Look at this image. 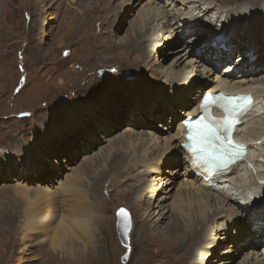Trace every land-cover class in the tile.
<instances>
[{"label": "rangeland", "instance_id": "obj_1", "mask_svg": "<svg viewBox=\"0 0 264 264\" xmlns=\"http://www.w3.org/2000/svg\"><path fill=\"white\" fill-rule=\"evenodd\" d=\"M209 1L213 3L209 9L203 2L191 4L188 8L192 7L194 14H204L202 18L205 20L201 18L204 26L214 32L224 25L226 11L230 8L241 5L239 7H250V12H264V0ZM125 3H129V6L122 10ZM148 3L149 0H0V169L4 168L6 173L9 169L12 175L5 176L6 179L0 176V264H46L54 258L51 257L52 254L63 257L65 260H59L62 264H135L139 255H144L149 264H179L180 259L186 263L189 258L187 254L183 255L184 248L180 246V242L174 244V247L171 245L167 250L161 248L159 235L163 232L161 226L166 221L161 223L159 219L161 225H158V216L155 213L157 206L162 207L163 211L169 210L177 190V187L173 188L183 180L174 175L176 183L172 185L170 181L166 184L172 176L165 173L167 168L173 172L180 169L184 171V160L178 162L176 167L161 166L158 173L146 179L148 181L141 180L136 175L132 179V172L128 167V164L133 165L132 163L139 161L144 150L140 144L135 146L139 141L138 134L145 137L151 131L157 132L160 137H166L169 133L163 131L162 126L171 121L170 127L173 131L185 116L178 114L179 119H175L176 113L174 117L170 116L171 112L166 108L167 100L172 95L170 86L158 87L163 82L159 64L169 68L180 55L171 54V50L167 51L165 41L161 42L160 51L155 50L149 54L152 48H149L151 42L148 35L159 37L163 29H169L164 24L160 25L157 20L152 30L148 31V25L147 31H144L145 40L137 42L138 34L141 33L139 20L148 9ZM158 3L163 5L162 2ZM166 6L170 4L167 3ZM176 6L177 9H173L177 13L175 18L188 11L185 9L187 5ZM230 19L233 23V18ZM115 20L117 24L113 25ZM182 24L186 26L184 22ZM209 31L203 32L210 33ZM192 35L201 40L205 39L202 32ZM111 45L113 49L107 50L112 48ZM234 52L239 57L241 47ZM202 60L198 57L199 62ZM222 65L220 66L223 69L217 66L219 72L225 69V65ZM183 67L184 65L179 69ZM259 77H264V74L258 73ZM128 86L132 90L133 86H138L142 93H162L165 102L160 101L156 102L157 106L153 105L156 108L153 112L159 120L154 117L146 118L147 125H133L137 120L127 116L130 100L123 93ZM196 90L192 95L190 93L191 97L197 95ZM88 108L86 112L85 109ZM158 108L160 110L155 112ZM178 108L173 109L177 113L184 111ZM71 109L80 111L79 118L82 123H75V120L67 123L65 117L69 119L74 114ZM142 110L148 111L145 108ZM125 118L130 121H125ZM46 125L52 126L54 130L47 131ZM60 126L64 127L61 133ZM119 141L122 143L119 144ZM32 146L40 153L37 149L31 150ZM105 153L108 155L106 159H97ZM23 161L30 164L31 161L32 164L37 161L41 170L34 174L36 170L33 165L21 164ZM24 166L32 168L31 172L21 174ZM18 168H21V173L14 174L19 172ZM109 169L114 170L113 173L106 174L111 171ZM123 170L124 176L129 175L126 179L128 186L133 185V188H128L124 183L120 184L115 189L121 195L129 192L126 199H121L115 189L110 192L109 199L105 188L113 184L112 177L122 176ZM79 176L83 179L80 180V186L93 193V201L97 203L101 217L95 218L96 225L102 226L106 220L111 219L112 228L109 235L102 240L105 248H97L99 252L91 248L96 246V234L102 237L96 225L94 246L87 243L89 247H85L86 243H79L80 240L76 242L72 235H65L69 239L66 244H58L63 245L62 247H58L56 242L45 241L41 234L34 236L33 232H28L24 235L22 227L29 216V213L24 215L28 206L23 197L25 191L30 194L38 188L55 191L65 180ZM159 177H163L162 182H158ZM155 179L160 191L155 197L154 206L137 204L134 198L136 189ZM90 185L95 186L90 188ZM170 189H173L170 194L172 197L165 201L164 192H170ZM58 195L60 198L64 197L61 191ZM129 196L134 198L135 202L132 203L136 205L130 204ZM121 207L129 211L132 219L131 252L127 263L122 262V256L127 249L121 244L116 227V212ZM146 211L148 217H144ZM170 215L171 213L167 217ZM155 221L158 228L151 229L150 225ZM141 227L144 228L143 231L140 230ZM147 241L154 242L148 245ZM263 246L264 243L257 250L248 249L240 254L237 252L232 264L242 263L250 251H261ZM234 248H226L225 251L234 252ZM143 249L148 256L144 252L136 253ZM210 250L214 251L215 247ZM110 254H117V257L108 258ZM215 258L217 257L211 256L208 264H213ZM233 258L232 255L229 256V259Z\"/></svg>", "mask_w": 264, "mask_h": 264}, {"label": "bare ground", "instance_id": "obj_2", "mask_svg": "<svg viewBox=\"0 0 264 264\" xmlns=\"http://www.w3.org/2000/svg\"><path fill=\"white\" fill-rule=\"evenodd\" d=\"M101 1L106 2L107 0ZM158 2H162L163 5ZM201 2L207 8H211L213 5L209 0H167V2L165 0H149L148 9L141 15L139 20L141 33L138 34L139 39H137V42L144 39L143 34L146 33L144 31H147L148 25L150 26L148 31H150L153 29L152 26L157 20L160 22V25L164 24V27L169 29H167L168 31H164L163 29V33L159 37L154 34H149L147 38L151 42L149 48H152L150 50L148 49L149 54H152L155 50L160 51L161 42L165 41V44L168 46L167 51L171 50V54L180 55L169 68L159 64L161 68L160 73L163 74V82L158 87L164 88L170 86L172 95L167 100L168 107L166 108L171 112L170 116L175 115V113L177 114L175 119H179L178 114H183L185 116L180 120L183 121L185 117L199 112L201 99L207 92H218L221 90L225 94L252 93L255 95L258 105L254 106V111L250 114L249 119L243 122L237 134L244 144H249L250 155L248 157V163L245 166L237 165L224 178L204 179L207 174H202L200 170L190 164L191 158L189 150L187 152L186 149L181 147V144L186 141L184 137V133H186L185 127L179 121L178 128L171 131L170 121L165 126H162L163 131L165 130L169 133L166 137H160V134L157 132L152 133L151 131L145 137L142 134H138L139 141L135 146L140 144L142 146L140 147L144 150L141 156L139 155V161L132 163L133 165L128 164V167L132 172V179L136 175L141 180H146L158 173L161 166L173 165L176 167V164L183 159L184 166L186 167L184 171L180 169L173 172L167 168L165 172L172 175L166 184L170 181H172V185L176 183L174 181V175L177 179L183 178L177 186H174L173 189L177 187V190L173 197L172 195L170 196L173 189H170V192H164L166 197L165 201L171 199V197L173 199L169 210L163 211L162 207H158L157 205L155 207V213L158 216L157 221L159 222V219H161V223L166 221L165 225L161 226L163 232L159 235L162 245L161 248L167 250L171 245L174 247V244L180 242V246L184 248L183 255L187 254L186 256L189 258L186 260V263H183L180 259L179 264H208V259L211 256L217 257L213 260V264H232L237 252L240 254L248 249L257 250V247H261V244L264 243V77L258 78V73L264 74V12H250V7H239L241 5L228 9L225 15L226 20L221 30L224 32L233 50H218L213 43H206L199 46L201 39L192 36V34L199 35L204 30H211L209 31L210 35L216 33L211 28L206 29V25L204 26L203 21L205 19L202 18L204 14H194V11L191 9L192 7L188 8L191 4L197 5ZM167 3L170 6H166ZM177 4L187 5L185 9L188 11L181 13L179 16L180 19L179 17L175 18L177 17V13L173 11V9H177ZM128 6L129 3H125L122 6V10H126ZM230 18H233V23L230 22ZM180 22H184L186 26L181 25ZM114 24H117L116 20L115 22L113 21ZM155 30L157 29L155 28ZM186 33L188 38L183 41L181 37L185 36ZM191 38L192 40H190ZM188 39L190 40L189 42H187ZM202 40L204 39L202 38ZM238 47H241V52L238 53L240 54L239 57L234 52ZM110 49H113V47L107 50ZM145 55L147 56V54ZM198 57L203 60L199 62ZM142 59L143 61L145 60L143 57ZM225 62L227 63L224 66V71L219 72L217 66ZM182 65L184 67L179 69ZM128 87L125 88L123 93H125V97L128 95L126 99L130 100L126 112L127 116L137 120V122H133V125H147L146 120L152 117L159 120L153 112V109H156L153 105L157 106L158 104L156 102H165L162 93L160 94V91L142 93L138 86H133V90L131 86ZM195 89H197L195 91L197 95L191 97L190 93L192 92V95ZM175 107H179L178 109L182 108L184 111L177 113L173 109ZM142 108L148 111L143 112ZM71 110L74 111V114L69 119L65 117L67 123H73L74 120L76 121L75 123H82V119L79 118L80 111ZM88 110L89 108L85 109L86 112ZM159 110L160 108L155 112ZM125 121L130 120L125 118ZM46 128L47 131L54 130L50 125H46ZM60 128L61 133L64 127L60 126ZM132 134L136 135L135 133ZM121 143L119 141V144ZM36 149L32 146L31 150ZM38 152L40 153L39 150ZM107 156L105 153L97 157V159L103 160ZM22 163H25V165L30 164L25 161ZM32 163L31 161L30 165H33L32 167L35 168V174L41 170V167L37 161H34L35 164ZM3 169H0L1 177L6 179L5 176H12L9 173V169L7 173ZM18 169L19 172H15L14 174L21 173V168ZM30 169L32 168L24 166L21 174L31 172ZM125 170H123L122 176L112 177L114 178L113 184H109L105 188L108 191L105 194L109 196V199L110 192L114 191L115 188L117 189L120 184L124 183L128 188H133V185L128 186L127 184L128 181L126 179L129 175L124 176ZM113 171L111 170L106 174H111ZM159 178L158 182H162L163 177ZM80 180H83L80 176L71 177L65 180L60 185V188L55 191L48 188H38L33 194L25 191L23 197L28 202V206L24 215L29 213V216L28 221L22 227V233L27 235L28 232H33L32 234L34 236L41 234V237H45V241L56 242L55 244L58 247L63 246H59V243L66 244L69 239H66L65 235L74 236L76 242L80 240L79 243H88L94 246L97 226L99 229L98 232H100L102 237L96 234V246L91 248H94L98 252L99 250H96L97 248L104 249L102 240L104 239L103 237L109 235L110 229L112 228L111 219L106 220L102 226L96 225L95 218L101 217L97 209V203L93 201V193L91 194L83 186H80ZM158 182L156 184L155 179V181L144 183L136 189L134 198L137 204L142 205L145 203V206H149L150 204V207L152 205L154 206L155 197H157L156 195L160 191ZM95 185H90V188H94ZM116 189L115 191L121 196V199H126L129 192L121 195ZM59 191L64 194V197H59ZM133 193L134 191L131 194ZM129 197L128 201L130 204L132 201L135 202L132 196ZM134 205L136 204L134 203ZM226 207H229V209H225ZM169 213L171 215L167 217ZM145 215L146 217L149 216L147 215V211L144 213V217ZM157 221L150 225L151 229L152 227L158 228L156 226ZM161 223L159 222L158 225H161ZM135 229L136 218L134 231ZM140 230L143 231L144 228L141 227ZM238 236L240 237L238 238ZM236 238L239 240L236 241ZM244 238L248 239L244 240ZM154 241H147V244L150 245ZM88 244L85 247H89ZM85 247L84 249H86ZM212 247H215L214 251L210 250ZM113 248L117 250L116 246ZM226 248H234L235 250L234 252L225 251ZM221 249H224V251L220 252ZM143 252L148 256L145 249L136 251L137 254H142ZM261 252L262 250L258 252L250 251L248 256L240 264H264V256L262 258ZM117 254H110L108 258L114 259L117 257ZM72 255L73 252L71 253ZM231 255L234 257L233 259H229ZM51 257L54 258L48 262L46 261V264H62L59 263V260H65L63 257H58L57 254H52ZM217 259L219 260L217 261ZM144 261H146V264H149L148 259L144 255H139L135 264H143Z\"/></svg>", "mask_w": 264, "mask_h": 264}, {"label": "snow or ice", "instance_id": "obj_3", "mask_svg": "<svg viewBox=\"0 0 264 264\" xmlns=\"http://www.w3.org/2000/svg\"><path fill=\"white\" fill-rule=\"evenodd\" d=\"M210 97L204 96L203 99L207 101ZM216 99H225L229 102L236 100L235 104L231 107H225L224 110L227 113L226 117L222 121L210 122L209 127H205L202 131L204 134V139L198 148L193 149L192 145L189 144L188 147L193 151V155L196 157L207 156L211 158L215 164L214 167L220 168L222 166H227L230 161H235L241 157V153L244 151L241 145L231 143V132L232 123L234 119H237L245 111V106L247 101L250 99L248 97H213ZM223 107V105H221ZM207 107V105H202V111ZM203 117H199L202 119ZM191 118L185 121L186 124H190ZM223 129V131H221ZM189 140H192V136L189 133ZM121 212L124 210L121 209Z\"/></svg>", "mask_w": 264, "mask_h": 264}, {"label": "water", "instance_id": "obj_4", "mask_svg": "<svg viewBox=\"0 0 264 264\" xmlns=\"http://www.w3.org/2000/svg\"><path fill=\"white\" fill-rule=\"evenodd\" d=\"M123 209L124 211L121 212L120 210ZM117 216V233L120 239L121 244L127 249L126 253L122 256V262L127 263L130 257V233L132 229V222H131V216L129 214V211L121 207L116 212Z\"/></svg>", "mask_w": 264, "mask_h": 264}]
</instances>
